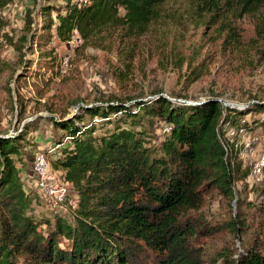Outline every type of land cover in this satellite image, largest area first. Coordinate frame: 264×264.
Listing matches in <instances>:
<instances>
[{
	"label": "trees",
	"instance_id": "1",
	"mask_svg": "<svg viewBox=\"0 0 264 264\" xmlns=\"http://www.w3.org/2000/svg\"><path fill=\"white\" fill-rule=\"evenodd\" d=\"M12 1L0 0V29L6 25L2 9ZM62 1L38 3L40 27H29L26 12L20 35L8 37L17 54L51 36L67 42L77 34L89 42L113 28L139 36L160 20L166 27L214 25L223 33V48L264 59V0ZM243 17L253 22L246 41L238 25ZM42 54L55 63V53ZM4 65L0 58V70ZM201 72L191 68L190 82ZM185 100L155 93L75 101L74 113L51 112L59 148L48 164L77 199L49 218L32 214L36 195L26 191L17 166L24 163L21 146L32 144L35 121L13 134L0 131V264H208L219 258L221 264H264L258 239L212 259L198 241L216 229L199 213L206 196L232 197L237 182L250 176L251 166L224 135L229 126L264 130V99L244 106L225 105L216 96ZM155 118L166 123V132L155 133ZM259 177L254 189L264 193V168ZM227 227L241 236L244 221L232 217Z\"/></svg>",
	"mask_w": 264,
	"mask_h": 264
},
{
	"label": "rangeland",
	"instance_id": "2",
	"mask_svg": "<svg viewBox=\"0 0 264 264\" xmlns=\"http://www.w3.org/2000/svg\"><path fill=\"white\" fill-rule=\"evenodd\" d=\"M45 1L63 3L62 0H13L2 9L6 25L0 29V58L5 62L0 70V131L13 134L26 121H35L28 134L32 144L21 146L25 164L17 163V166L26 191H31L32 197L36 195L31 209L38 218L63 213L77 199L68 187L60 201L47 194L34 169L36 155L42 154L48 164L52 152L59 148L55 142L59 132L48 121L51 112L72 113L75 101L129 100L155 93L193 101L216 96L230 106H244L257 97L264 99L263 57L252 53L245 57L229 51V47L223 48V33L214 25L192 27L171 23L166 27L159 20L139 36L127 37L116 28L102 30L89 42H83L77 34L67 42L51 36L42 43L25 44L22 53L17 54L8 37L16 40L20 35L28 10L32 17L29 27H40L42 16L37 12L38 3ZM54 15L52 12L51 16ZM238 25L242 40H248L253 33L252 20L243 17ZM44 49L55 53V63L48 64L50 58L43 56ZM193 67L202 72L190 82L188 72ZM154 120L152 129L157 135L167 131L164 121ZM247 132L258 139L251 140V149L244 147L247 140L244 135L224 137L234 144L239 160L252 166L253 149L257 143L264 144V130L251 128ZM260 182L261 177L247 176L237 182L232 197L216 191L206 196L199 213L216 229L198 241L211 259L219 253H233L257 239L264 251V193L254 189ZM232 217L244 221L241 236L227 227ZM221 261L210 260L208 264H221Z\"/></svg>",
	"mask_w": 264,
	"mask_h": 264
},
{
	"label": "built area",
	"instance_id": "3",
	"mask_svg": "<svg viewBox=\"0 0 264 264\" xmlns=\"http://www.w3.org/2000/svg\"><path fill=\"white\" fill-rule=\"evenodd\" d=\"M227 134L229 137H233L234 135L238 134L246 136L247 140L244 142V147L249 149H251V140L257 139L256 136L252 137L251 134L247 132V129L243 126H229L227 129ZM253 150H255L252 153L254 154V162L251 166L250 176L259 177L264 168V144L261 145V142L257 143V146ZM34 169L40 176L39 182L43 190L45 189L47 194L54 196V198L58 201L64 199L66 195V188L61 183L57 173L49 169L47 161L42 156V154L36 155Z\"/></svg>",
	"mask_w": 264,
	"mask_h": 264
},
{
	"label": "water",
	"instance_id": "4",
	"mask_svg": "<svg viewBox=\"0 0 264 264\" xmlns=\"http://www.w3.org/2000/svg\"><path fill=\"white\" fill-rule=\"evenodd\" d=\"M182 101H184L183 99H181ZM185 102H187V103H197V101H193V100H185ZM234 106H240L239 104H236V105H234ZM76 109H77V105L75 106V108H74V110L72 111V113H74L75 111H76Z\"/></svg>",
	"mask_w": 264,
	"mask_h": 264
}]
</instances>
